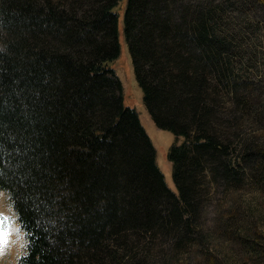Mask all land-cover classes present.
Masks as SVG:
<instances>
[{"label":"trees","instance_id":"16d2710c","mask_svg":"<svg viewBox=\"0 0 264 264\" xmlns=\"http://www.w3.org/2000/svg\"><path fill=\"white\" fill-rule=\"evenodd\" d=\"M122 1L0 0V191L25 235L21 264H149L157 243L195 241L207 177L235 206L248 173L264 189V141L243 130L264 110L241 33H230L231 2L126 1L145 106L183 138L169 153L176 195L110 67ZM243 3L264 12V0ZM230 230L253 256L245 263L264 264L263 232Z\"/></svg>","mask_w":264,"mask_h":264},{"label":"rangeland","instance_id":"374dc122","mask_svg":"<svg viewBox=\"0 0 264 264\" xmlns=\"http://www.w3.org/2000/svg\"><path fill=\"white\" fill-rule=\"evenodd\" d=\"M126 1L123 0L117 9L120 15L118 34L120 53L118 59L111 63L110 67L114 69L121 81L125 106L137 112L140 123L153 145L156 164L164 177L167 188L178 195L169 153L176 144L183 142V138L177 139L172 132L159 129L145 106L144 94L136 80L133 61L124 35ZM229 1L232 4V7L227 10L230 33H241L242 43L246 50L245 70L256 81L250 91L256 90V97L260 101L259 110H264V22L259 23L261 20L259 17H263L264 12H261L257 5L246 9L245 3H243V10L240 9L237 3L243 0ZM258 23L260 26L256 28ZM231 25L237 27L233 28ZM225 108L233 110L235 106L227 101ZM250 118L253 117L250 115L244 119V133H252L264 141V120H261L259 124L256 119L251 120ZM225 131L229 133L232 130L226 128ZM249 175L250 173L246 176L239 195L233 194L241 198L238 206L228 201V195H231L232 191L215 186L212 179L207 177L208 184L203 185V199L196 227L198 236L195 241L185 246L184 249L175 248L173 244L167 242L157 243L152 252L150 251V260L153 262L149 264H247L245 262L253 256L245 247H240L233 242L234 239L230 235L233 231L230 229L235 227V232L242 238L246 232L256 226V230L263 232L264 235V189L253 185ZM0 225H2L0 227V264H21L20 261L26 248L25 235L17 221L8 195L1 191Z\"/></svg>","mask_w":264,"mask_h":264},{"label":"snow or ice","instance_id":"6c2138e0","mask_svg":"<svg viewBox=\"0 0 264 264\" xmlns=\"http://www.w3.org/2000/svg\"><path fill=\"white\" fill-rule=\"evenodd\" d=\"M0 227H2V225H0Z\"/></svg>","mask_w":264,"mask_h":264}]
</instances>
